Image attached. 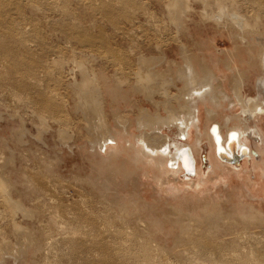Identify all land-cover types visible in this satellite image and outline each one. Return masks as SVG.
Masks as SVG:
<instances>
[{
	"label": "rangeland",
	"instance_id": "374dc122",
	"mask_svg": "<svg viewBox=\"0 0 264 264\" xmlns=\"http://www.w3.org/2000/svg\"><path fill=\"white\" fill-rule=\"evenodd\" d=\"M89 1L91 0H0V115L2 114L0 117V157L3 158H0V166H3L4 164L2 162H6L5 160H7V157L11 156V152L16 150L14 152H16L15 155L18 160L16 161L17 169L23 173L22 167L25 168L27 165V168L24 171L30 173V176L28 174L26 177H33L34 179V181H32L33 179L30 180L31 178H27V181H47L49 180L47 178V174L50 178L52 175L51 173H53L58 182L53 183L55 182L53 181L55 178H51L50 183L53 181V185H50L54 187V184H57V186L61 184L60 186L63 188L59 186L60 189L65 190L63 191L59 188L55 190L57 186L54 188L50 187L49 190L54 189L57 192V195H55V191L53 192V190H50V195L49 193L45 196L40 195L41 197H39L40 199L38 198L39 201H37L34 198L35 194H33L32 197L34 196L33 198L36 200L35 201L23 196L22 194H24V191L22 189L27 187L24 185L22 186L21 184V186H19L18 184L19 190L22 192V196L17 197V195H15V200H19L21 198V200L17 203L24 208L27 206L29 209L26 207L25 209L27 210L25 211H28V213H30L29 215H33L31 213H36L41 216H37V219L35 220L34 217L33 219L30 217H24L22 214L24 210L22 211V209L18 207L17 203L13 205L10 200L6 199L8 198V194H5V189H8L6 191L7 193L10 192V188H6V186L10 187L11 184H17L15 183V181H17L15 179L16 177L13 178V181L11 178L9 179L7 175L5 177L0 176V182L3 180L1 185L4 184V188L0 185V191L4 194L0 193L1 251L16 250V247H18L19 244L20 248L21 246L25 247V245L27 246V242H30V239L34 237L33 239L37 242H35V245L29 250V253L26 254L22 264H243L242 262L240 263V260H237L236 257L242 253L252 252H255V257L257 256L254 264H264V225H260L261 228L263 226L261 231L258 223L254 222L253 224L248 225L246 221L249 216L253 217L255 215V211L250 209V207H254L255 210L264 212V183H262L264 182V168L261 166L263 164L262 154L264 152V144L256 135L254 136L248 133L246 137L247 139L245 144L249 148L250 152L247 157L242 160H238L233 164H225L226 168L224 169V172L217 170L216 174H213V168L211 165L210 142L207 139H204L200 145L198 172L194 171L193 174H186L184 172L179 176L178 185L181 189L179 192H177V185L173 187L174 192H168L166 189L167 187L158 185L159 183L154 180L152 172L146 170L140 174H134L129 181L127 179L122 180L120 177L118 178L120 180H113L110 178L108 183L106 182L104 186H100L97 189L88 185L86 186L84 183L85 181H81V185L79 183H74L78 182L80 179L94 180L98 177V175H96L98 173L95 172L97 171V167L94 163H91L92 161L90 155H92L94 151L91 149L90 142L101 136L99 135V132L102 134L103 129L99 125H102L104 121H106L109 126H115L117 120H127L128 123L133 122L136 127L138 123V121L136 123V120L141 116L138 109H147L150 114H154V116H156V112H159L163 117H167L168 108L170 109L171 106H176V108H178L177 102L174 101V97H172L177 94V90L170 86L172 83L169 81L173 78L174 73L177 71V66H184V64L181 65L183 62L180 56L181 49L179 48L181 42L187 45L188 51L193 56L200 55L203 51H205L213 66V58L211 57L212 51L206 52L207 46L205 45L206 39L211 38L214 35L212 30L206 32L208 35L203 32L202 34L198 31L199 28L196 27L198 22H196L192 27V35L197 37L196 40L192 41L190 38L184 37L183 34L178 31L177 22L172 20L170 21V8L168 7V3L171 0H135L138 2L136 7L139 9L137 10L135 8L133 10L134 13L130 14V16H132L129 17L128 20L131 22L123 19L125 12L123 13L124 9H121V2H117L118 6L114 8V11L113 7L110 8L112 9V12L110 14L107 13L106 15L103 10L104 7H100L102 4H98L99 2L97 3L96 0H92L91 2ZM228 1L229 0L225 1V3H228ZM231 1L232 0H230L228 4L233 2ZM239 1L242 3V0H237V2ZM246 1L244 2L243 0L242 3L245 7V9H242L243 15L249 17L250 19V16L254 14L256 17L251 16V18L253 17L256 20H259V22H256L254 19H250L249 21L254 22H251L252 25L254 24L253 26L258 24V26L256 25L258 30H260L261 33H264V12H262L263 14L261 13V10H264L263 5L261 6V4H264V1L254 0L253 2L252 0V4L254 5L251 4V1ZM92 2L94 4H91ZM255 5H258V8L262 7L260 11L257 12V14L260 12L261 17L256 15V13H249V10L246 8L247 6ZM135 10L138 11H136V14ZM108 16L110 17L108 18ZM149 16H153L152 18L155 17L154 19L156 20H151L152 18L150 17V20L148 21L147 19ZM111 17L113 18L112 20H110ZM118 18L119 20H117ZM196 19L199 20L198 17H196ZM177 31L181 34L177 33L176 38L179 40V43L176 44L177 39L174 36H176L175 34ZM200 33L203 37H200L201 35L199 36ZM180 35L182 37H180ZM205 37L206 39H204ZM3 44H5L12 51L11 54L8 55L3 51ZM216 45L218 52H225L231 49V44L227 37L221 38L220 36H217ZM160 52L165 60L162 55H160ZM105 56L107 57L105 58ZM140 56L144 57V60ZM72 57L73 59H70ZM110 58H114L117 64ZM118 58L120 59V62ZM59 59L60 62H58ZM53 60L55 61L53 63L58 62L54 67L57 70L54 69V72L50 68V62ZM67 60L70 61L68 62ZM73 60H76L77 62ZM122 60L128 62V64ZM152 60L154 63L151 65L150 62ZM63 61L67 62L65 63L66 65H64ZM139 61L142 63L144 62V67H141L142 63ZM72 62L76 65L74 66L71 64ZM161 62H163V64ZM114 64H116L117 67H115ZM119 64H121L123 70L120 68ZM67 66H69V68ZM61 67H63V71ZM152 68L156 71L154 72ZM59 69L63 73H58L60 72ZM137 69H139V71ZM72 71L74 73H72ZM90 71L91 73L93 72L92 75ZM156 72H160V76L158 78H161L162 81L158 78L154 79V77H150L154 76V73ZM145 73L148 74L147 78L146 75H143ZM59 74H62L61 77ZM71 74H75L73 76V81ZM58 76L61 81L58 79ZM90 76H92L93 79ZM104 76H106V80L108 81L107 85L114 86V84H117L119 86L118 88H120L121 99L117 102H114L107 96L100 98L101 93L104 90V80H102ZM142 76H145L144 81L141 79L143 78ZM148 77L151 80H149ZM146 80L150 81H148L149 84H151L152 80V82L156 81L157 83H155L159 84L160 87L152 84L151 86H155V89L158 86L157 89L159 90V88H162V90L157 92L156 89L155 91V89H153L154 87L148 85ZM98 81L99 84L97 83ZM139 81L141 83H139ZM167 82H169L170 85ZM258 82H260V79L255 72H252L245 87V93L248 95L249 99L255 98L256 96L264 98V91H260L257 86ZM38 83L41 84L38 85ZM146 85L149 88H147ZM177 85L179 88L183 87L180 82H178ZM38 86L41 88H38ZM89 86H91V89ZM167 86L172 89H168ZM142 87H144V90ZM150 87L153 90H150ZM224 87H226L225 91L227 90L226 92L232 96L233 86L226 83ZM135 88L138 90V93L135 91ZM165 88L166 90L168 89L170 93H168ZM139 89L141 93L139 92ZM145 89L148 90V92H146ZM98 90L99 93L97 92ZM163 90L168 94H163ZM131 91H134L135 94ZM145 92L147 94L150 92V94L143 96ZM152 93L154 94L152 95ZM160 94L163 95L161 96ZM51 95H57V97H55V101L57 100L56 103H60H58L60 108H57V112L47 111V109L45 111L39 101L41 96H44L52 102ZM170 99L173 103H169ZM93 102H95V104ZM222 102L227 103L228 107L225 108L226 110H222L220 116H223L224 114L225 116L229 115L235 118L238 116L237 120L240 121L241 119L246 118V116L241 113L242 110L236 102L231 100L229 101L228 98L226 101ZM231 102L236 103V107H234V105L232 107L229 106ZM116 104H118V106ZM170 104L171 106H169ZM206 106L207 105L205 104L200 106V111L198 113L200 120L197 125L200 127V131L202 133L204 132L206 117L209 116L206 111ZM229 107L231 108L230 110L228 109ZM232 109L234 110L231 113L230 111ZM81 110L82 112H80ZM34 111L37 113V116ZM39 112L44 115L42 116ZM82 113L85 115V118L82 116ZM10 117H13V119H10ZM217 123L219 122L216 121L215 123H212L211 127L215 126ZM221 123L223 124V127H225L226 120ZM221 123L219 124L221 125ZM249 124L264 128V119L261 121L260 117H253L251 120L249 118ZM58 127L61 130H59ZM194 127L193 129H190V136L183 141L177 137V133L174 128L173 130L165 128L162 135L170 137L174 141L178 138V141H181L182 144L189 143L193 145L198 137V131ZM115 128H119L118 125H116ZM136 131L137 132L135 133H138V129ZM14 136L17 137L15 138ZM19 136L21 138H18ZM118 137L119 136L116 135V138ZM20 139L22 141L18 144V147L17 143L13 142L16 140L20 141ZM64 139H66V141H63ZM74 143L76 144L74 145ZM5 144L7 148L5 147ZM86 145L87 147H85ZM98 145H96L95 150H97V152L102 156L103 151ZM126 146L128 147V144H126ZM70 147H72V149H69ZM18 152L20 153L17 154ZM23 152L26 153V156ZM46 157L48 159H46ZM103 157L106 156L103 154ZM49 161L52 165H54L53 168L51 167L52 165L49 164ZM42 162H44V165L46 164V169L44 167L43 170H40L45 171V174H43L44 172L38 170L44 166ZM18 164L20 165L18 166ZM41 164L42 166L39 167ZM48 166L49 168H47ZM94 167H96V169ZM31 168L33 172L31 171ZM50 168L52 169L50 170ZM34 170L42 173V176H40L41 173L39 172L38 174L40 175L38 176L46 177H43V180L40 177H36L37 174ZM46 170H50L51 172H46ZM25 173H23V175H25ZM72 175H74L75 178L76 176L80 178H76L78 179L77 181L73 179V182H71L70 177ZM34 176L37 179H35ZM107 176L109 177V175ZM20 177L22 176L20 175ZM2 178H8L9 180L7 181L9 182ZM60 179H63V181ZM66 179L70 181L68 182ZM102 180L104 179H101L100 182ZM59 181L64 184L59 183ZM39 182L38 184H41ZM193 186H195L194 189L191 188ZM64 187L66 189H64ZM80 188L82 191H80ZM75 194H77V196ZM173 194H178V196L181 195L182 197L187 194L186 198L192 194H200L202 198H206L210 194L213 196H219L218 198L220 200L216 197V199L212 200V203L215 204V201L216 203L220 201L219 203L222 206H215L210 209V212L217 213L219 211L221 213L223 212L222 210H224L227 215L226 219H231L229 221H225V223H227V225H225L230 228L228 229L225 227L228 230L221 229L220 234L213 233L212 235H210L211 233L208 234L209 232L207 233V231L204 230L205 227H208L206 226L207 224H199L201 226L200 228L196 226L194 227V225H198V223H196L197 221L195 222L196 224L189 226L192 227L190 230L189 227H171V225L167 222H165V228H156L155 225L157 222H160L159 219H162L163 216L165 217L164 211L167 207L165 201L166 199L171 200ZM239 194L243 196L244 200L238 198ZM4 196L6 197L3 198ZM58 196L60 198H58ZM228 196L232 197L234 200H232V205L231 202H229ZM50 198H53L52 200L56 199V201L60 199L62 200L63 198V202L61 200L60 202L52 201L54 203L52 205L51 200H49ZM189 198L194 199L193 197ZM4 199H6V201ZM27 200L29 201L27 202ZM106 200L113 206L111 204L108 205ZM226 200H228L230 204H224L226 203L224 202ZM7 201H10L13 205H11V208L12 210L15 209V211L12 212L13 214L16 213V215L14 214L15 216L12 215V210L9 207L10 205H8L9 202L7 203ZM70 201L75 203V205L77 204V209H83L86 204L87 210L91 216H89L91 219H88L90 222H87L92 224L91 226L94 228L91 226L87 228L79 226L81 228L75 227L71 230L68 225L67 228H57L50 222L48 214L50 209L47 210V208L49 207L52 209L54 207L53 209H55V207L58 208L57 205H60V203L67 204L69 202L70 204ZM241 201H243L246 205L245 209L240 203ZM233 206L236 208L234 209ZM229 207H231V209L233 208V211ZM16 208H19L20 211ZM8 210H10V212ZM16 210H18V212ZM245 211L246 213H243ZM235 212H237V215L240 214L239 216L243 220L239 219V216H237ZM228 213L230 215H228ZM231 213H234L235 216H232ZM242 214H245L246 216L243 218ZM204 216V212L200 210L199 216L195 217L202 219L199 223H205L203 221ZM229 216L230 218H228ZM231 217H234V219ZM236 218H238V222L240 220L239 225L237 221L233 222ZM245 218L247 219L244 220ZM228 222H230L231 225ZM15 223H18L21 227L19 228L15 226ZM94 223L100 226L97 227ZM237 225L239 226L238 228ZM247 233H249V235ZM255 233L257 234L255 235ZM25 236L27 238H25ZM29 237L30 239H28ZM70 237L72 239L74 238V243L71 239H68ZM241 237H244L243 240ZM33 239L32 241L34 242L35 240ZM234 239L239 240L236 243ZM63 240L72 241L73 244H67L65 246L63 245ZM257 241H259V245L255 244ZM29 242L28 245L31 243ZM55 242L57 243L55 244ZM61 242L63 246H56L58 243L61 245ZM237 244H240L241 248ZM251 246L253 248H251ZM2 247L4 249H2ZM6 247L8 249H6ZM57 248H59L60 251H58ZM53 251L56 252L54 253ZM259 255L263 257H260ZM196 257L199 260H197ZM252 262L253 261H251V263L248 262V264H252Z\"/></svg>",
	"mask_w": 264,
	"mask_h": 264
},
{
	"label": "bare ground",
	"instance_id": "6f19581e",
	"mask_svg": "<svg viewBox=\"0 0 264 264\" xmlns=\"http://www.w3.org/2000/svg\"><path fill=\"white\" fill-rule=\"evenodd\" d=\"M91 1H89V2H91ZM225 1H227V0H224V1L223 0H171L170 2L168 1L169 2L168 3V7L170 8V13H169L170 21L172 20L174 22H177L178 31L181 32L184 37L190 38L192 41L196 40L197 37L195 35H192V27L194 26V23H196V22H198V24H196V27L199 28L198 29L199 32H201V33L203 32L204 34L208 35V33H206V32H208L209 30H212V32L214 34L213 37L207 38V39L205 37L204 39H206V41H205V45L207 46L206 52L207 51H212L211 52V57L213 58V66H212L208 56L206 55L205 51H203L202 54H200V55L193 56L188 51V47H187V45L185 43L181 42L180 45L178 44L179 48L181 49V55H180L181 56V60L183 61L181 63V65L184 64V66H180V65H179L180 67L177 66L178 69L174 73V76L172 75L173 78H171L170 81L168 80L170 83H172L171 85L169 84V82H167L170 86L174 87L177 90V94L175 96H172V97H174L173 98L174 101L177 102L178 108H176V106L172 107L171 104H170L169 106H171V108L170 109L168 108V116L167 117H163L161 115V113H159V112H156L157 114H156V116H154V114H150V112L147 109H142V108L138 109L139 110L138 112L141 113V116L140 117L138 116L139 118H137V120H136V123L138 121L136 127H135V124H133V122L128 123L127 120L126 121H120V120L116 121L115 124L118 125V127L121 128V129L115 128L116 125L115 126L114 125L109 126L106 121H104L106 123H104V122H103V124L101 123L102 125L98 124L99 126H101L103 131L101 130L102 134L99 132V135H101L99 138H97V139L95 138L96 139L95 140L92 137L94 140H92V141L90 140L91 141L90 142L91 149L94 151V153L92 155H90V153H89V155L91 156V161H92L91 163H94V165L97 167V169H96V167H94V168L97 170L95 172L98 173V174H96V175H98V177L96 179H94V180H91V179H82L81 180L80 179L79 180L80 182L79 181L78 182H74L75 184L76 183L80 184V183H82L81 181H83V182L85 181L84 183H85L86 186L88 185V186H90V187H92L94 189H97L100 186H104L106 182L108 183V180H110V178L113 179V180L114 179L116 180V179H118L120 177V179H122V180L123 179H127L129 181L134 174H136V173L140 174V173H142V172H144L146 170V171H151L152 175L154 177V180L159 183L158 185H162V187L163 186L167 187L166 189H167L168 192H170V191L174 192L173 187H175L176 185L178 187L177 192H179L181 190L179 185H178L179 176L182 173H184V172L186 174H193L194 171L198 170V159H199V156H200V145L202 144V141L204 139H207L210 142V149H211L210 159H211V162H212L211 165H212V168H213V174H216L217 170H220V171L224 172V169L226 168L225 164H233L234 162H237L238 160H242V159H244L245 157H247L249 155V153H250L249 152V148L245 144V141L247 139L246 137H247L248 133H250V135L252 134L254 136L255 135L258 136L261 139V141L263 142V144H264V128L261 127V126H253V125L249 124V118L251 120L253 117H257V118L260 117L261 121L264 119V98L261 97V96L260 97L256 96L257 98L256 97L255 98H251L250 97L251 99H249L248 95L245 93L246 92L245 91V87H246V84L248 83V79H249V77H250L252 72H255L256 75L258 76V78L260 79V82L257 83V86L259 87L260 91H262V92L264 91V33H261L260 30H258V27H257L258 24H256L257 26L256 25L253 26L254 24L253 25L251 24L252 21L251 22L249 21L250 19H254L253 17H256V16H254L253 13H256V15L260 16V12L258 14H257V12L260 11V9L262 7L258 8L259 7L258 5H257L258 7L255 5L257 8L255 6H247L246 8L249 10V13L253 14V15H251L253 17L251 18V16H250V19H249V17L243 15V13H242V9L243 8L245 9L244 4H242L243 0H242V3L240 1H239L240 3L237 2V0H232L233 2L231 1L232 3H230V4H228L230 0L228 1V3H225ZM245 1L246 0H244V2ZM248 1L249 2L251 1V4H252V0H248ZM262 1H264V0H262ZM93 2H95V1H93ZM93 2L91 4H94ZM96 2L97 3L99 2L98 4H102V5H100V7H102V6L104 7V9L103 8L102 9L105 11L106 15H107V13L110 14L112 12L111 11L112 9H110V8L113 7V11H114L115 10L114 8L118 6L117 2H121V4H120V6L122 5L121 9H124L123 13L125 12L124 14L126 15V16L124 15L123 19H125L126 21L129 19V17L132 16V15L130 16V14L134 13L133 10L135 8L137 9L136 6L138 5V2L135 1V0H120V1L119 0H96ZM253 2H254V0H253ZM245 5H246V3H245ZM252 5H254V4H252ZM262 5H263V9H264V4H261V6ZM93 8H94V6H93ZM198 8H200V9H198ZM137 10H135V14H136ZM262 12H264V10L263 11L261 10V13ZM102 13H104V12H102ZM109 17L110 16H108V18ZM150 17L152 18L153 16H149V18L147 19L148 21L150 20ZM196 17H198L199 20L196 19ZM146 18H147V16H146ZM154 18H152L151 20H156ZM112 19L113 18L111 17L110 20H112ZM117 20H119V18ZM196 20H198V21H196ZM254 20H256V19H254ZM114 21H115V19H114ZM128 21H130V20H128ZM256 22H259V20H256ZM170 23H173V22H170ZM252 23H254V22H252ZM155 26H158V25H155ZM155 28H157V27H155ZM178 31L175 34L176 36H174L175 38L177 37ZM181 33H178V34H181ZM201 33L199 34V36L201 35L200 37H203V35H202L203 33L202 34ZM261 35H262V37H261ZM217 36H220L221 38L222 37H227L228 40L230 41L231 49H229V50H227L225 52L224 51L218 52L217 51V45H216ZM180 37H182V36L180 35ZM183 38H182V40H183ZM178 41L179 40L177 39L176 44L179 43ZM173 42L175 43L174 40H173ZM159 46H160V44H159ZM2 49L8 55L12 53V51L5 44L2 45ZM105 51H106V49H105ZM160 55H162V53ZM106 57L107 56H105V58ZM162 57H163V55H162ZM141 58H143V60H144V57H141ZM60 59H62V58H60ZM60 59H59L58 62H60ZM70 59H73V57L70 58ZM110 59L116 63V60L114 58H110ZM118 59H117V61H118ZM163 59H164V57H163ZM54 60H56V59H54ZM54 60L50 62V68L52 69V71L55 69L54 67L58 63V62L53 63V62H55ZM76 60H73V61H76ZM122 61L126 62L124 60H122ZM145 61H146V59H145ZM78 62H79V60H78ZM119 62H120V59H119ZM163 62H161V63L163 64ZM65 63H67V62H64V65H66ZM126 63L128 64V62H126ZM126 63H125V65H126ZM140 63H142V62H140ZM143 63L141 65V67H144ZM153 63H154V61L152 60L150 62V64L152 65ZM71 64H73V62ZM116 64H114L115 67H117ZM146 64H144V65H146ZM73 65L75 66L76 64H73ZM119 66H120V68H122L121 64H119ZM63 67H61L62 71H63ZM67 67L69 68V66H67ZM56 68H57V66H56ZM146 68H145V70H146ZM60 69H59L60 72H58V73H63V72H61ZM55 70H57V69H55ZM122 70H123V68H122ZM137 70L139 71V69H137ZM73 71H72V73H74ZM91 71H90V73H91ZM155 71L156 70H154V72ZM115 72L118 73L117 71H115ZM141 72H143V71H141ZM92 73H91V75H92ZM121 73H123V72H121ZM137 73H139V72H137ZM148 73H150V72H148ZM152 73H153V71H152ZM59 75L61 77L62 74H59ZM74 75H72V81L74 80V77H73ZM143 75H146V78L148 76V74H146V73L143 74ZM55 76L57 77L56 74H55ZM139 76H141V75H139ZM159 76H160V72H156V73H154V76H150V77H152V78L154 77V79H155V78H158ZM60 77L58 76V79ZM90 77H92V76H90ZM144 78H145V76L143 78H141V79L144 81ZM92 79H93V77H92ZM164 79H166V78H164ZM164 79H163V81H164ZM59 80L61 81V79H59ZM102 80H104V88H103L104 90L102 91L100 98L107 96L109 99H112L114 102H117L118 100H120L121 99V95H120V88H118L119 86L117 84H116L117 85L116 86L114 83H113L114 86L107 85L108 81L106 80V76H104V78ZM115 80H118V79H115ZM149 80H151V79L149 78ZM159 80H161V78ZM99 81L97 82L98 84H99ZM124 81H126V80H124ZM152 81H151L152 85H158L159 86V84H156L157 83L156 81H155L156 83L152 82ZM149 82H148V85L151 86V84H149ZM178 82H180L182 84V86H183L182 88L178 87V85H177ZM78 83H77V85H78ZM85 83H87V82H85ZM139 83H141V82L139 81ZM226 83L231 84V86H233L232 96H231V94H228L226 92L227 90L225 91L226 87H224V86H225ZM40 84L38 83V85H40ZM165 85H167V84H165ZM95 86H96V84H95ZM101 86H103V85H101ZM158 86H157V88H158ZM89 87L91 89V86H89ZM146 87L149 88L147 85H146ZM151 87H154L153 89H155V86H151ZM151 87H150V90H153V89H151ZM162 87H163V85H162ZM167 87H168V89H172L171 87L169 88V86H167ZM38 88H41V87L38 86ZM86 88H87V86H86ZM143 88L144 87H142V89ZM76 89L78 90V88H76ZM97 89H98V87H97ZM101 89H102V87H101ZM140 89H141V86H140ZM140 89H139V92H140ZM156 89H155V91H156ZM168 89L166 90V88H165L166 91H168ZM83 90H85V89H83ZM159 90L161 91L162 88H159ZM159 90L157 89V92ZM78 91H80V90H78ZM78 91H76V92H78ZM135 91L137 92L138 90H136V88H135ZM76 92H75V94H76ZM97 92L99 93V90ZM146 92H148V90H146ZM146 92H145V94H143V96H145V95L147 96L148 94H150V92L148 94ZM162 92H164V90ZM132 93H134V91ZM168 93H170V92L168 91ZM168 93L164 92L163 94L167 95ZM175 93H176V91H175ZM79 94H80V92H79ZM153 94L154 93H152V95ZM263 94H264V92H263ZM152 95H151V97H152ZM82 96H84V95H82ZM170 96H171V94H170ZM170 96H169V98H170ZM55 97H57V95L56 96L55 95H51V100H52V102H51L46 97L41 96L39 101L42 104V106L44 107L45 111H46V109H47V111L48 110L49 111H55V112L58 111L57 108L60 106L59 105L60 103L59 102H58L59 104L56 103L57 100L55 101V99H56ZM148 97L151 98L150 96H148ZM227 98H228L229 101L231 100L233 102H236L238 104V106H240L241 110L243 111V112L241 111V113H243V115L246 116V118H244V116L242 115L244 119H241V121H240V120H237L238 116L236 118L233 117V116H229V115L225 116V114L223 116H220V113H222V110L228 107L227 103L222 102V101H226ZM105 100H106V98H105ZM100 101H102V100H100ZM169 101H170L169 103H173V102H171L172 101L171 99ZM233 102H231L229 104V106L232 107L234 105V107H236L237 104L233 103ZM75 103H77V102H75ZM93 103L95 104V102H93ZM85 104H87V103H85ZM203 104L207 105L206 106L207 107L206 111H207L209 116L206 117V123H205V127H204V132L202 133L200 131V127L197 125V123L200 120V118L198 116V113L200 111V106H202ZM63 105H65V104H63ZM116 105L118 106V104H116ZM228 109L230 110L231 108L229 107ZM234 109H232L230 112L232 113ZM80 112H82V110ZM52 113H54V112H52ZM102 113H103V111H102ZM11 114H13V113H11ZM36 114L37 113L35 112V115ZM39 114H41V113L39 112ZM45 114H46V112H45ZM54 114H56V113H54ZM1 115H0V117H1ZM41 115L43 116L44 114H41ZM51 116H52V114H51ZM82 116L85 118L84 114ZM86 117H87V115H86ZM89 117H90V115H89ZM92 118H93V116H92ZM102 118H105V117H102ZM10 119H13V117L12 118L10 117ZM2 120H3V118H2ZM33 120H35V119H33ZM102 120H105V119H102ZM224 120H226L225 127H223V124L221 123ZM4 121H5V119H4ZM216 121L221 123V125L219 123H217L215 126L211 127L212 123H215ZM6 122H8V121H6ZM93 126H94V124H93ZM23 127H24V125H23ZM193 127L198 131L197 140H195L196 142L194 141L195 143L193 145H191L189 143H187V144L183 143L182 144L181 141H178V138L181 139L182 141L185 140L186 138H188L190 136V129H193ZM165 128H167L169 130H173V128H174L176 130L177 137H178V138H176V141L172 140L170 137H165V135H162ZM58 129H59V127H58ZM137 129H138V133H135V132H137L136 131ZM59 130H61V129H59ZM98 130H100V129H98ZM87 133H88V130H87ZM18 134H19V132H18ZM116 135H118L119 137L116 138ZM9 138H8V140H9ZM18 138H21V137L19 136ZM8 140H7V142H8ZM16 141L13 142V143H17V146H18V144L21 143L22 140L20 139V141L19 140H16ZM63 141H66V139H64ZM24 144H26V143H24ZM68 144H70V143H68ZM75 144L76 143H74V145ZM126 144H128V147L126 146ZM96 145L100 146L101 150L103 151V154L106 157H103V154L101 156L97 152V150H95ZM15 146H16V144H15ZM5 147H6V144H5ZM85 147H87V145ZM69 149H72V147H70ZM88 150H89V148H88ZM14 151H16V150H14ZM14 151H12V152L9 151V152H11V154H10L11 156L7 157V160H5L6 162H2L4 164L3 166H0V176L1 177H5L7 175V177H9V179L11 178L12 180H13L14 177H16L15 179L17 181H15V183H17V184H14V185L11 184V186H10V183H9L10 187L6 186V188H10V192L7 193L6 191L8 189H5L6 190L5 194H8L7 195L8 198H6V199L10 200L11 203H13V205L21 200V198L19 200L18 199L15 200V197H14L15 195H17V197H21L23 195V196H26V198H30V199H33V200L36 199L37 201H39L38 198L41 197L40 195H44L45 196L48 193L50 195L51 194L49 192L50 190H53V192H54L57 188H59V189H60V187L63 188L62 186H60L61 184L59 185V183H63V182H61V181H63V179L62 180L60 179L61 181H59V183H58V185L60 187L57 186V184H54V187L57 186L55 188V190L54 189H50L49 190L50 187L54 188L53 186H51V185H53V183L58 182L56 180L55 176L53 175V173H51L52 175L51 174L50 175L54 176V177L50 176V178L48 177V174L46 173L47 174V178L49 179V180H47L45 178L47 181L43 180L44 179L43 177H46V176L40 177V176H42L41 172H44L43 174H45V171H41L40 170V169L43 170L44 167L46 169V164L44 165L45 161L42 162L44 166H42V164L39 166V167L42 166V168L38 169L41 172L38 171V170H37L38 172H36L34 170L36 172V174H37L36 177H40L41 179L43 178L42 179L43 182H39L38 181L41 184H38L37 180H35L36 182H32V181H34L33 177L32 178L30 177L31 179L28 178L30 176V173H27L26 171H24L27 168L26 164H25L26 165L25 168L22 167L23 168L22 172L23 173L26 172L27 174L25 173V175H23V173H21L17 169V162L16 161H18V160L16 159V155H15L16 152H14ZM20 152H18L17 154H19ZM24 153L25 152H23V154ZM20 155H22V154H20ZM262 155H263V161H262L263 164L261 166L264 168V152H263ZM25 156H26V153H25ZM30 158H32V157H30ZM1 159H3V158H1ZM46 159H48V158L46 157ZM49 164H51L50 161H49ZM19 165L20 164H18V166ZM51 167L53 168L54 165H52ZM47 168H49V166ZM52 168H50V170ZM50 170H46V172L47 171L51 172ZM31 171L33 172L32 168H31ZM39 172L41 173V175L38 174ZM28 174H29V176L26 177V175H28ZM20 175L22 177H20ZM38 175H40V176H38ZM56 175H58V174H56ZM107 175H109V177ZM93 176H95V175H93ZM93 176H91V177H93ZM36 177H35V179H37ZM27 178L30 179V180H32V179L33 180L32 181H30V180L27 181L26 180ZM51 178H53V179L55 178V180H53L55 182L52 181L53 183L52 182L50 183V179ZM76 178L79 179L80 177L76 176ZM76 178H75L74 175H72L70 177L71 182H73V179L77 181L78 179H76ZM2 179H4V178H2ZM9 179L6 178L4 180L7 181ZM101 179H104V180H102L100 182ZM120 179H118V180H120ZM0 180H1V178H0ZM66 180H64V181H66ZM2 181L0 182V185H1ZM7 182H9V181H7ZM262 183H264V182H262ZM18 184H19V186H21V185L23 186L24 185L25 187H27V188H25L26 190L22 189L24 191V194H22V192L19 190ZM65 184H66V182H65ZM3 186H4V184L1 185V187H3ZM191 188L194 189L195 186H193ZM64 189H66V188L64 187ZM60 190H63V189H60ZM69 190H67V191H69ZM63 191H65V190H63ZM80 191H82V189ZM53 192H52V194H53ZM0 193H1V191H0ZM65 193H67V192H65ZM75 193H77V192H75ZM1 194H3V193H1ZM33 194H35V197L33 196L35 199L32 197ZM55 195H57V192H56ZM58 195H60V194H58ZM68 195H69V193H68ZM75 195L77 196V194H75ZM196 195H198V196H196ZM196 195L195 194L190 195L189 197H193L194 198V199H192V198H189V197L186 198L187 194H185L184 197H182L181 195L178 196V194H173V197L171 198V200L166 199L165 202L167 204V207L165 208V211H164L165 217L163 216L162 219H159L160 222H157L155 227L156 228H165V225H166L165 222L169 223L171 225V227L172 226L173 227L181 226V228H188L190 225H194V224L198 223V225L199 224H204V225L207 224L206 225V226H208L207 228L206 227L205 228L202 227V228H204V230L207 231V233L209 232L208 234L211 233L210 235H212L213 233L214 234L215 233L220 234L221 229L222 230H228L230 227L226 226L227 223H225V221L227 220L226 219L227 215L225 214V211L221 209L223 211L221 213L219 211L217 213L210 212L211 208H214L215 206H219V207L222 206L219 203L220 201L217 202V203L215 201V204L212 203V200L216 199V197L218 198L219 196H217V195L213 196V195L210 194L208 197L202 198L200 196V194H196ZM5 197L6 196H4L3 198H5ZM58 198H60V197L58 196ZM238 198L244 200L243 196L240 195V194L238 195ZM6 199H4V200L6 201ZM52 199L50 198L49 200H51V202L52 201L53 202H57V201L60 202V200H61L60 199V200L56 201V199L55 200H52ZM228 199H229V202H231V205H232V200H233L232 197L228 196ZM44 200H45V198H44ZM62 200H63V198H62ZM72 200H73V198H72ZM10 201H7V203L9 202L8 205H10L9 207L11 208L12 204L10 203ZM28 201L29 200H27V202ZM64 201H65V199H64ZM221 201H223V200H221ZM53 202H52V205L54 204ZM70 202H71L70 204H69V202L67 204H65V203L61 204L60 203V205H57L59 209L57 207H55V209H53L54 207L52 209L48 207L47 210L50 209L48 211L50 222L53 223V225L55 227H57V228H67V225H68V226H70L69 228H71V230H73L75 227L77 228L79 226H81L82 228L83 227L87 228V227L91 226L92 224L87 222V221H89L88 219H91V218H89L90 213L87 210L86 204L84 205L85 207L83 209H77V207H76L77 204L75 205V203H73L72 201H70ZM224 202H226L224 204L229 203L228 200H226ZM240 203L244 206V209H245L246 205L244 204V202L241 201ZM107 204L109 205L111 203L109 201H107ZM17 205H18L19 208L22 209V211L24 210V212L22 213L24 215V217H30L32 219L34 217V219L36 220L37 216H40V215H38L36 213H31L33 215H29L30 213H28V211H25V210H27V209H25L27 206L24 208V207L20 206V204H18V203H17ZM55 205H56V203H55ZM13 208H15V207H13ZM19 208H16V209L19 210ZM229 208L231 209V207H229ZM235 208L236 207H234V209ZM250 209L255 211V215L253 214L254 216L251 217L247 213L249 218L248 219L247 218L244 219V220L247 219L246 220L247 224L249 225V224H253L254 222H256V223L259 224V227H260V225H264V212H261L259 210H255L254 207H250ZM11 210H12V208H11ZM18 210H16V211L18 212ZM200 210H202L204 212L205 216L203 218L204 219L203 221L205 223H199V221L202 220V219H198V218L195 217V216H199V211ZM242 210H243V208H242ZM8 211L10 212V210H8ZM14 211H15V209L12 210L11 213L14 212ZM44 211H46V210H44ZM247 212H248V210H247ZM218 213H220V214H218ZM235 213L237 215V212H235ZM243 213H246V211L243 212ZM14 214L16 215V213H14ZM14 214L12 213V215H14ZM231 214H232V216L234 215V213H231ZM228 215H230V214L228 213ZM239 215H237V216H239ZM242 216L244 218L246 215L242 214ZM22 218H23V216H22ZM228 218H230V216ZM232 219H234V217ZM237 219L238 218H236L233 222L237 221V223L239 225L240 220L238 222ZM239 219H241L240 216H239ZM229 220H231V219H229ZM229 220H227V221H229ZM241 220H243V219H241ZM203 221H201V222H203ZM190 223H192V224H190ZM228 223H230V222H228ZM198 225L196 224V225H194V227L196 226V227L200 228L201 226L200 225L198 226ZM230 225H231V223H230ZM238 225H237V228L239 227ZM15 226H17L19 228L21 227V226L18 225V223H15ZM95 226L98 227L100 225H96L95 224ZM101 226H102V224H101ZM243 226H244V224H243ZM81 227H79V228H81ZM91 227H93V226H91ZM225 227H227L228 229L225 228ZM190 228H192V227H189V230H190ZM243 228H245V227H243ZM262 228H263V226H262ZM262 228H261V231H262ZM247 234L249 235V233H247ZM256 234L257 233H255V235ZM260 235H261V233H260ZM260 235H259V237H260ZM25 238H27V237L25 236ZM243 238L244 237H241L242 240H243ZM28 239H30V237ZM32 239H30L31 243L28 241L30 243V245H28V242L26 241L27 242V246L26 245H25V247L21 246V248H20V246H19L20 244H19L18 245L19 249H18V247H16V250H7V251H3L2 252L1 249H0V251H1L0 252V264H22V262L25 259L26 254L29 253V250L35 245V242H37L35 239H33V240H35L33 242ZM68 239H71L73 241L74 238L72 239L70 237ZM234 240L237 243L238 240H236V239H234ZM23 241H25V240H23ZM23 241H22V243H23ZM63 241L65 242V243L63 242V245H65V246L67 244L72 245L75 242V241H73V243H72V241L70 242L69 240H66V241L63 240ZM56 243L57 242H55V244ZM59 243L56 246H63L62 242H61V245ZM258 243H259V241H257V243H255V244H258ZM21 245H23V244H21ZM6 246H8V245H6ZM56 246H54V247H56ZM238 246L240 247L241 245L239 244ZM258 247H260V246H258ZM202 248H204V247H202ZM251 248H253V247L251 246ZM2 249H4V248L2 247ZM6 249H8V248L6 247ZM57 250L60 251L59 248H57ZM254 253L255 252L242 253L241 255H238L239 259H238V256L236 257V259L240 260V263L242 262L243 264L244 263L248 264V262L251 263V261H253L252 264H254V262L256 261L255 258L257 257V256L255 257ZM261 255H259V256L263 257ZM263 255H264V253H263ZM191 257H194V256H191ZM196 259H197V257H196ZM197 260H199V259H197Z\"/></svg>",
	"mask_w": 264,
	"mask_h": 264
}]
</instances>
